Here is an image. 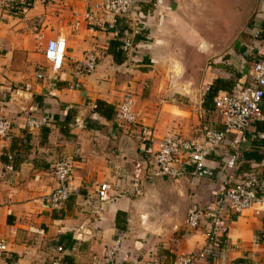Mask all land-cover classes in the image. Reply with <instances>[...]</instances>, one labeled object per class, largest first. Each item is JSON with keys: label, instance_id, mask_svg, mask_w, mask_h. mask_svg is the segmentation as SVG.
<instances>
[{"label": "crops", "instance_id": "crops-1", "mask_svg": "<svg viewBox=\"0 0 264 264\" xmlns=\"http://www.w3.org/2000/svg\"><path fill=\"white\" fill-rule=\"evenodd\" d=\"M13 1L26 5L18 11L0 0V117L12 122L10 138L0 140V243L7 247L0 264H50L57 257L62 264H105L118 235L123 252L114 264H146L156 256L173 262L204 249L209 224L191 230L189 209L208 205L226 180L256 174L264 181V101L235 171L225 168L230 135L198 177L154 179L150 172L161 139L223 130L214 101L254 85L248 51H264L255 27L216 35L209 17L214 0H142L118 20L116 36L86 20L90 13L104 18L100 0ZM260 13L264 32V1ZM60 37L66 61L53 72L44 51ZM125 40L133 41L135 58L117 62L113 45L121 50ZM91 50L107 55L93 75L76 76L75 65ZM128 93L138 123L118 127L115 110ZM99 102L114 108L111 115ZM30 116L47 118L49 126L29 130ZM62 158L74 163L76 192L55 212L43 198L56 188L52 170ZM135 180L141 197L131 195ZM102 185L108 201L100 199ZM226 218L225 256L197 264H264V202Z\"/></svg>", "mask_w": 264, "mask_h": 264}, {"label": "built area", "instance_id": "built-area-1", "mask_svg": "<svg viewBox=\"0 0 264 264\" xmlns=\"http://www.w3.org/2000/svg\"><path fill=\"white\" fill-rule=\"evenodd\" d=\"M97 11L104 14V18H98L95 13L86 16V20L93 26L107 29L116 36L118 20L130 16L142 0H100ZM8 8L23 10L25 3L20 4L13 0H5ZM97 12V13H98ZM254 38L264 41V32L258 29ZM122 52L129 60H134L135 49L132 40H125ZM67 44L65 39L51 40L45 51L44 57L50 64L53 72H59L65 61ZM107 55L105 50H91L87 59L79 62L74 67L76 76L93 75L97 71L99 61ZM252 60V77L254 85L240 90L233 95H220L215 101V107L221 118L223 130L213 129L204 132L202 138L187 139L182 137H165L157 144L154 156L153 169L150 176L154 179L172 178L180 179L187 175L198 177L206 168L210 155L220 149L230 135L235 139L229 143V155L225 168L233 172L239 164L244 162L242 146L247 141V136L254 124L261 116V105L264 101V51L257 53L248 51ZM134 62V61H133ZM43 78V74L39 75ZM139 115L136 111V100L133 94L124 96L122 103L116 108L114 123L118 127L134 126L138 123ZM29 130H37L49 126V120L45 117L36 118L30 116L26 119ZM12 122L5 117H0V140L10 138ZM146 129L142 130V139L149 141ZM74 163L68 158L59 159L53 166L52 175L56 182V188L52 193L43 198L44 207L55 212L62 211L76 190L73 187L75 179ZM143 186L139 180H135L131 195L141 197ZM100 199L108 201V186L102 185ZM264 202V181L256 174H249L240 181L226 180L215 193L208 205L192 207L187 213V225L191 230L199 229L205 220L209 224L206 233L205 248L199 252L179 257L173 262H168L164 257L156 256L146 264H197L200 260L210 256H225L228 250L227 235L230 229L226 218L228 213L241 215L253 209L257 204ZM124 237L118 235L104 256L105 264H114L118 256L123 252ZM7 250L6 244L0 243V251ZM62 251V250H59ZM50 264H62L61 258H55Z\"/></svg>", "mask_w": 264, "mask_h": 264}, {"label": "rangeland", "instance_id": "rangeland-1", "mask_svg": "<svg viewBox=\"0 0 264 264\" xmlns=\"http://www.w3.org/2000/svg\"><path fill=\"white\" fill-rule=\"evenodd\" d=\"M263 1L264 0H214L215 8L213 11L210 10L211 15L209 14V17L213 20L212 27L214 29V34H221L226 37L233 34L237 36L244 33L245 28H252V25L256 29L254 32H256L261 28L260 22L258 23V21L262 17L259 15L262 11Z\"/></svg>", "mask_w": 264, "mask_h": 264}, {"label": "trees", "instance_id": "trees-1", "mask_svg": "<svg viewBox=\"0 0 264 264\" xmlns=\"http://www.w3.org/2000/svg\"><path fill=\"white\" fill-rule=\"evenodd\" d=\"M136 37H137V39H136L137 42L141 41V39L139 38L138 35ZM142 40H143V38H142ZM119 47H120V44L115 43L113 45V49L111 52V54L114 56V58L117 62H121L127 58L126 55L119 49ZM98 107H99V109H103V108L107 109L109 111L108 115H111V112H113V110H114V108L112 106L107 105L103 102H99Z\"/></svg>", "mask_w": 264, "mask_h": 264}]
</instances>
